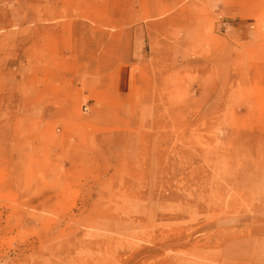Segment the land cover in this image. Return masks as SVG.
Wrapping results in <instances>:
<instances>
[{"label": "rangeland", "instance_id": "obj_1", "mask_svg": "<svg viewBox=\"0 0 264 264\" xmlns=\"http://www.w3.org/2000/svg\"><path fill=\"white\" fill-rule=\"evenodd\" d=\"M0 264H264V0H0Z\"/></svg>", "mask_w": 264, "mask_h": 264}]
</instances>
